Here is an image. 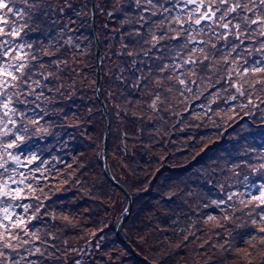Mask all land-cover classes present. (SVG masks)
Returning a JSON list of instances; mask_svg holds the SVG:
<instances>
[{"label":"trees","instance_id":"trees-1","mask_svg":"<svg viewBox=\"0 0 264 264\" xmlns=\"http://www.w3.org/2000/svg\"><path fill=\"white\" fill-rule=\"evenodd\" d=\"M170 1L152 8L144 0L139 6L137 0H94L101 97L109 122L107 161L131 197L119 234L153 264H264V251L251 257L253 239L245 243L231 232L232 207L252 210L256 201L249 193L257 196L259 189L251 185H258L264 173V84L249 87L264 73L237 74L264 59L257 51L264 37L253 34L232 51L208 28L200 31L206 22L192 24L188 32L189 23L182 29L170 20L180 13L175 4L169 8ZM30 3L36 7L18 20L27 25L20 37H0L25 46L32 79L44 86L36 88L43 91L38 100L21 97L34 103L16 105L42 117L38 125L16 117L28 127L27 147L7 152L23 157L21 165L0 146L8 169H0V183L8 175L27 177L23 185L12 183L26 198H2L0 212L3 216V207L12 205L10 212L19 210L30 231L12 230L20 235L19 256L0 247L6 254L0 264L20 257L25 258L20 264H145L114 231L127 197L102 168L104 122L95 90L90 1ZM16 6L25 7L19 0ZM153 36L162 39L157 43ZM189 59L195 63L185 64ZM236 83L243 86V96ZM33 154L37 159L28 164ZM19 204L30 205L28 212ZM35 248L40 249L35 255L26 251Z\"/></svg>","mask_w":264,"mask_h":264},{"label":"snow or ice","instance_id":"snow-or-ice-1","mask_svg":"<svg viewBox=\"0 0 264 264\" xmlns=\"http://www.w3.org/2000/svg\"><path fill=\"white\" fill-rule=\"evenodd\" d=\"M148 5H151L152 8L161 7L163 8V3L161 0H144ZM166 2V0H165ZM180 0H177L179 3ZM184 11L187 9L188 23L190 27L185 29V31H191V25H201L202 22L205 23L212 35L222 38L226 42V46L231 44L232 51H236L240 45H243L245 39H250L253 34H257L260 37H264V0H182ZM19 3L25 7H17V0H0V37H11L13 39L19 38L21 33L24 31V28L27 27L26 24L20 25L18 20H23L24 16L29 15L28 10L34 9L36 5L30 3V0H19ZM140 5V0H137V6ZM189 5H194V8L189 9ZM165 12L169 9L164 8ZM144 11H149L148 8H145ZM155 15V13H152ZM193 17H196L193 20ZM31 19V16H29ZM175 20L177 23L181 24L183 29V22L180 20V16H176ZM253 26H256L255 28ZM222 29L223 32H216L215 29ZM7 29V30H6ZM203 31V28L200 29ZM230 37L236 42L232 43ZM244 37V39H242ZM179 37H172L171 39H178ZM162 37L153 36L152 40L159 43V40ZM198 43H205L204 41H198ZM261 47L257 49L259 52H264V41H261ZM23 44L14 45L10 39H0V146L7 152L8 149H22L27 147L26 134L28 133V127L23 123L18 124L19 121L24 119H29L30 122L34 125H38L41 116L35 112L34 109H31L27 106L20 109L17 108L18 104H31L34 103V100H22L21 97L34 96L36 100L43 95V91L37 93L36 88H43L39 80L33 81L32 77L35 74L33 71L34 66H30L29 62H26L25 53ZM31 47V44L27 45ZM212 48H216L215 44H212ZM203 51V49H200ZM34 59V57H33ZM204 60H208V56H204ZM185 64L195 63L192 60H185ZM249 62L245 60V64ZM249 72L252 73H264V59H256L252 62V66L245 67L242 73H237L238 75L247 76ZM47 79V77H45ZM181 85L185 84L184 80H180ZM35 84V87H33ZM256 84H264V79L257 80L254 84H250L249 87L255 88ZM233 87L236 88V92L239 95H244L243 86L236 83L233 84ZM18 90V91H10ZM15 97V99H14ZM231 99H236L235 96ZM249 103H252L249 100ZM39 107V105H37ZM32 112V117H28V112ZM11 125V127H9ZM15 129V131H13ZM13 137L7 142L3 141L5 137ZM23 150V149H22ZM8 159H10L17 166L21 165V160L19 155H14L12 152H7ZM37 159L36 155H32L28 158V164L33 163ZM7 160H4L3 155H0V169H4V172H8V169L5 167ZM264 168V165L261 166ZM15 173V169L12 170ZM3 175V173H0ZM21 179L15 180L11 176L8 180H4L0 183V204H4L2 198H10L12 200H22L26 197L24 196V190L22 188L12 189L9 187V180L12 183L21 184L25 183L27 177L24 173H21ZM251 187L259 189V194L257 196H252L249 193V199L257 201V207H261V211L256 215L261 221H264V182L257 184H252ZM30 191H35L31 185H28ZM231 199V197H229ZM223 203V201H221ZM23 209L25 213L28 212L30 205L19 204L16 205ZM12 205H6L3 207V216L0 219V247L4 249H11L13 252L17 251V245L21 243L19 233L13 234V229H20L24 234L29 233V228L27 227V222L23 216H19L14 212H10ZM15 216V219L13 217ZM35 219V217H33ZM257 221L254 219L253 224ZM260 233H264V228L259 230ZM253 232H249L246 235L251 236ZM32 235L36 240H39L40 237L36 235L33 231ZM15 241L16 244L12 242ZM29 241H23V244H28ZM31 255H35L40 252L39 248L34 250H26ZM43 255V253H41ZM6 254L4 251H0V257H5ZM25 259L20 257V259L12 260L11 264H20V261ZM34 264V262H31Z\"/></svg>","mask_w":264,"mask_h":264},{"label":"rangeland","instance_id":"rangeland-1","mask_svg":"<svg viewBox=\"0 0 264 264\" xmlns=\"http://www.w3.org/2000/svg\"><path fill=\"white\" fill-rule=\"evenodd\" d=\"M168 2H169V0H166V3H168ZM170 2H171V5H168L169 8L173 9L174 8V4H175L176 8L180 9V13H178L176 16H180L181 22H183V24H184V22H188L189 13H186V12H188L187 9L184 10L185 14H183L184 11H181V9H184L183 2L177 3V0H172ZM194 7H195L194 5H193V7H191L190 5L188 6L189 9L194 8ZM175 17L173 19H170V20H173L178 26H181L180 23L176 22ZM195 18L196 17H193V19H195ZM186 27H188V24H187ZM202 28L203 29H207V27H205V24L202 26ZM200 29H201V27H200ZM217 29L218 28H216L215 30H217ZM192 30H194V26L193 25H192ZM0 155H3L4 160H7V156L6 155H4L2 153H0ZM20 160L22 162L23 157H20ZM262 171H264V169H262ZM260 174L261 175H259V178H260L259 180H260V183H261V182H264V173H260ZM8 178H9V175H8ZM9 187L12 188V189H15V186H14V184H12L11 180H9ZM242 206L243 205H238L236 207H232V209L234 210L233 214L236 213V220L234 221V224L232 225V231L231 232H232V234L236 233V234L240 235L241 237H243L244 240H245V243H247V242L251 241V239H253L252 243H253V245L255 247L250 248L251 249V257H252V256H255L256 254H258L259 252L264 251V242H261V240H260V238L264 239V234L255 231L256 228H257V231H259L261 228H264V221H261L259 219V217L256 215L258 212L261 211V207H257V201L251 207L252 210L251 211H247L246 213H243L241 211L242 210ZM238 209L240 211H238ZM11 212H14V211H11ZM15 212H16L17 215L20 214L19 210L15 211ZM0 219H2V212H0ZM13 219H14V217H13ZM254 219L257 221L255 224H253V220ZM257 226H259V227H257ZM249 232H253V233H257V234H253L251 236L246 235ZM256 235H262V236L261 237H257ZM197 264H199V263H197Z\"/></svg>","mask_w":264,"mask_h":264},{"label":"water","instance_id":"water-1","mask_svg":"<svg viewBox=\"0 0 264 264\" xmlns=\"http://www.w3.org/2000/svg\"><path fill=\"white\" fill-rule=\"evenodd\" d=\"M90 1V11H91V33L94 39V50H95V90H96V97L97 100L100 104L101 110H102V115H103V122H104V133H103V140H102V150H101V158H102V168L105 176L108 178V180L115 185L118 189H120L122 192L127 197V203L122 211V213L119 215L118 219L116 220L115 223V234L117 238H120L119 235V226L123 222L124 216H127L130 213L131 210V197L129 193L125 190L124 187H122L111 175L109 165L107 162V140H108V112L107 108L102 100L101 97V72H100V43L99 39L97 36L96 32V27H95V3L94 0H89ZM185 26H187V23H184ZM121 239V238H120ZM123 240V239H122ZM124 241V240H123ZM126 246L128 247V250L132 253V255L135 258L140 259L143 261L145 264H151L150 262H147L144 258L139 257L136 255V253L131 249L130 245L126 243Z\"/></svg>","mask_w":264,"mask_h":264}]
</instances>
